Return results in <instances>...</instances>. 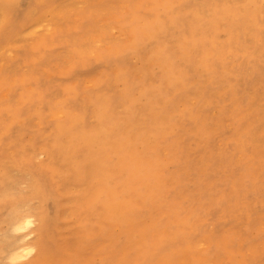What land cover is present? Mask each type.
<instances>
[{
	"label": "rangeland",
	"instance_id": "1",
	"mask_svg": "<svg viewBox=\"0 0 264 264\" xmlns=\"http://www.w3.org/2000/svg\"><path fill=\"white\" fill-rule=\"evenodd\" d=\"M29 3L19 0L20 10ZM49 3L62 14L57 20L45 16L40 32L0 33V244L15 236L9 214L30 216L32 241L41 217L54 215L52 203L38 193L39 178L47 177L65 200L61 230L71 243L66 252L72 254L79 225L90 221L79 206L89 192L92 169L84 172V165L64 162L56 147L95 129L101 101L108 110L100 122L105 126L125 118L147 120L149 108L173 100L178 101L177 112L205 94L214 99L228 85L251 94L244 79L258 84L264 78V0H80L71 7V0ZM252 8L255 20L243 21L230 32L233 16ZM140 32L147 37H138ZM182 44L188 46L187 58ZM249 60L253 67H243ZM185 143L194 148L196 140ZM134 148L141 150V143ZM126 153V161L134 164L139 156L129 149ZM67 154L74 159L72 152ZM218 170L215 165L204 173L209 183L198 186L203 197L209 195L212 177H222ZM122 173L111 168L117 181ZM188 193L193 200L197 197L192 190ZM0 264H10L1 252Z\"/></svg>",
	"mask_w": 264,
	"mask_h": 264
},
{
	"label": "bare ground",
	"instance_id": "2",
	"mask_svg": "<svg viewBox=\"0 0 264 264\" xmlns=\"http://www.w3.org/2000/svg\"><path fill=\"white\" fill-rule=\"evenodd\" d=\"M77 2L71 0L70 7ZM252 9L233 16L230 32L243 21L255 20ZM61 14L49 0H30L24 11L19 0H0V33L33 35L44 29L45 16L57 20ZM141 36L147 37L143 32ZM181 48L187 58L188 46ZM245 64L253 67L251 60ZM244 80L252 87L251 94L228 85L214 99L205 94L177 112L176 100L149 108L144 121L125 118L103 126L100 122L108 110L101 101L95 110L99 122L95 129L56 147L64 162L84 165V172L92 169L89 192L82 195L79 206L90 221L79 225L74 252H66L71 243L61 230L64 197L51 189L47 177H40L38 193L52 203L54 215L41 217L32 241L30 216L9 214L8 226L15 236L0 244L6 261L264 264V78L258 84ZM190 140H196L194 148H186ZM139 142L141 150L134 148ZM127 149L139 156L134 164L126 161ZM192 156L196 160L189 159ZM215 165L223 179L212 177L209 195L203 197L198 186L209 183L204 173ZM116 167L123 170L121 181L111 174ZM214 189L218 190L211 194ZM191 190L197 196L194 200ZM205 224L210 228H202Z\"/></svg>",
	"mask_w": 264,
	"mask_h": 264
}]
</instances>
